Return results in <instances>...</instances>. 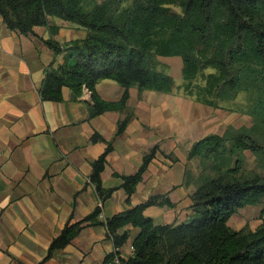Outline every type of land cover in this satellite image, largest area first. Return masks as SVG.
Returning <instances> with one entry per match:
<instances>
[{"label":"crops","instance_id":"0c3cea01","mask_svg":"<svg viewBox=\"0 0 264 264\" xmlns=\"http://www.w3.org/2000/svg\"><path fill=\"white\" fill-rule=\"evenodd\" d=\"M6 25L0 14V264H107L116 247L108 236L107 219L153 196L172 202L145 208L144 214L155 224L191 221L192 194L199 188L197 157L189 156L193 144L208 135H224L230 126L240 129L244 119L216 115L222 109L177 94L176 89L163 92L137 85L129 88L124 110L94 117L93 102L84 90L77 94L63 87L61 101L44 100L41 89L47 67L65 59L45 40L83 39L86 28L54 16L30 35ZM96 89L109 102L120 100L125 90L110 79L100 80ZM127 116L125 130L117 135ZM96 133L102 140L92 142ZM110 142L113 149L101 182L113 193L102 204L99 222L85 225L67 246L46 258L66 224L91 215L100 204L90 181L91 165ZM154 147L155 156L128 202L122 175L135 174ZM261 210V205H246L228 225L236 231H255L263 223ZM140 231L133 225L117 231L128 235L119 249L126 261Z\"/></svg>","mask_w":264,"mask_h":264},{"label":"trees","instance_id":"16d2710c","mask_svg":"<svg viewBox=\"0 0 264 264\" xmlns=\"http://www.w3.org/2000/svg\"><path fill=\"white\" fill-rule=\"evenodd\" d=\"M84 0H0V14L10 29L22 34H35L34 28L50 23L52 16L86 28L83 39L45 43L55 54H65L58 66L46 69L41 89L44 100L61 101L63 87L80 94L84 87L91 92L90 116L106 111L124 110L129 88L171 92L173 77L152 68L157 56L182 59L181 72L193 79L207 68L218 71L209 74L204 103L218 108L217 101L233 100L243 90L256 89L249 114L254 119L248 129L228 127L224 135H208L195 142L190 157L212 158L219 176L207 179L192 194L194 217L181 224H155L144 214L147 206L165 203L153 196L147 202L107 219L108 236L116 246H122L128 235H119L126 225L140 228L134 252L128 264H264V219L255 231H236L228 220L246 205L262 204L264 216V175L239 178L245 150L263 151L252 133L264 135V0H132V8L121 9L123 0L94 2L85 9ZM177 5L181 11L171 8ZM117 81L125 88L117 102L105 101L97 92L100 80ZM119 123L117 135L129 121ZM102 140L100 134L91 141ZM112 143L93 163L90 180L100 198L95 210L77 222L69 221L59 236L53 239L46 258L67 246L85 225L96 224L102 204L113 193L105 189L101 173L105 168ZM157 147L145 155L140 169L133 175H122L127 201L143 179ZM233 157L236 165L230 167ZM222 161V162H221ZM221 162V163H220ZM112 253L106 258V263Z\"/></svg>","mask_w":264,"mask_h":264},{"label":"rangeland","instance_id":"374dc122","mask_svg":"<svg viewBox=\"0 0 264 264\" xmlns=\"http://www.w3.org/2000/svg\"><path fill=\"white\" fill-rule=\"evenodd\" d=\"M102 2L105 0H84L83 6L85 9H91L94 5V2ZM132 0H123L120 8H132ZM171 8L176 11H181L177 5H172ZM87 30V29H86ZM89 34L87 30L86 36ZM85 36V37H86ZM182 61L180 57H156L155 61L152 64V68L158 71H162L170 74L175 82V89L177 94L182 96L189 97L194 99L199 103H203L207 99L212 97L207 94L208 87V76L209 74L218 75V71L213 68H207L206 70L200 72L193 79L185 78L181 72ZM256 97V89L253 87L250 90L243 89L241 90L235 99L229 101H217L218 108L222 110H217L216 115L219 112L220 115L226 116L229 115L232 120L244 119L245 126L250 129L254 124V119L252 115L249 114L250 107L253 106V101ZM213 107V106H212ZM215 108V107H214ZM221 111V112H220ZM243 128V127H241ZM240 128V129H241ZM252 136L258 140L259 143L263 146V151L254 153L251 150H245L243 165L241 171L237 176L239 178H251L255 175H264V135L262 130L252 133ZM222 162V161H221ZM220 162V163H221ZM236 157H233L230 167L234 168L236 165ZM197 168V183L201 186L207 179L215 178L219 176V171L217 170L216 161L212 158L197 157L195 161ZM261 205L262 204H258Z\"/></svg>","mask_w":264,"mask_h":264},{"label":"built area","instance_id":"2783aa9c","mask_svg":"<svg viewBox=\"0 0 264 264\" xmlns=\"http://www.w3.org/2000/svg\"><path fill=\"white\" fill-rule=\"evenodd\" d=\"M85 96L87 98H90L91 92L89 91V89L87 87L83 88ZM91 181V180H90ZM119 246L115 247V251L112 253V257L110 258V260L107 262V264H128V260L126 261L119 252Z\"/></svg>","mask_w":264,"mask_h":264},{"label":"water","instance_id":"95a60500","mask_svg":"<svg viewBox=\"0 0 264 264\" xmlns=\"http://www.w3.org/2000/svg\"><path fill=\"white\" fill-rule=\"evenodd\" d=\"M90 99H91V95H90Z\"/></svg>","mask_w":264,"mask_h":264}]
</instances>
